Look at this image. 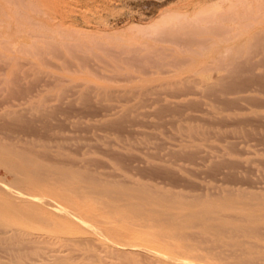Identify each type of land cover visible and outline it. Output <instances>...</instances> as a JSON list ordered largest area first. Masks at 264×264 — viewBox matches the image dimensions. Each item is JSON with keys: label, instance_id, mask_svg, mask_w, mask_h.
<instances>
[{"label": "rangeland", "instance_id": "rangeland-1", "mask_svg": "<svg viewBox=\"0 0 264 264\" xmlns=\"http://www.w3.org/2000/svg\"><path fill=\"white\" fill-rule=\"evenodd\" d=\"M229 2L41 1V71L23 58L14 64L16 72L26 68L21 86L29 95L39 86L40 109L21 105L19 118H1L13 124L0 129V140L108 181L137 180L210 201L232 193L264 201V0L253 3L261 6L258 21L244 16L237 26L255 20L243 33L209 20L233 15ZM172 9L194 17L160 23ZM168 29L171 36L161 34ZM242 41V55L227 62L233 51L224 47ZM9 71L0 74L1 90ZM0 176L10 180L3 169Z\"/></svg>", "mask_w": 264, "mask_h": 264}, {"label": "bare ground", "instance_id": "bare-ground-1", "mask_svg": "<svg viewBox=\"0 0 264 264\" xmlns=\"http://www.w3.org/2000/svg\"><path fill=\"white\" fill-rule=\"evenodd\" d=\"M41 1L0 0V74L10 70L0 89V120L19 118L21 105L28 104L31 113L40 109L39 86L29 95L21 86L26 68L19 72L18 67L17 73L15 67L23 58L33 71H41ZM229 1L233 15L209 20L228 22V29L219 22L226 33L257 25L252 20L237 28L244 16L259 17L256 0ZM193 17L191 11L172 9L161 14L160 23L182 24ZM211 28L219 29L216 24ZM256 34L246 32V38ZM245 45L224 47L233 51L226 61H236ZM6 122L0 121V129L9 131L13 123ZM30 147L0 140V170L10 175L9 181L0 176V246L8 253L3 256L0 247L5 259L0 257V264H264V236L257 225L261 219L264 225V201L259 196L256 201L255 195L232 193L210 201L137 180L108 181L66 162L46 161Z\"/></svg>", "mask_w": 264, "mask_h": 264}]
</instances>
